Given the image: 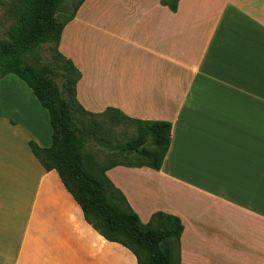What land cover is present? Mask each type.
Instances as JSON below:
<instances>
[{
    "label": "crops",
    "instance_id": "0c3cea01",
    "mask_svg": "<svg viewBox=\"0 0 264 264\" xmlns=\"http://www.w3.org/2000/svg\"><path fill=\"white\" fill-rule=\"evenodd\" d=\"M57 50L79 73L84 111L170 124L158 171L104 176L141 223L179 219L178 264H264V0H179L175 12L84 0ZM46 126L42 115L0 121V264H136L31 155L28 141L49 146Z\"/></svg>",
    "mask_w": 264,
    "mask_h": 264
},
{
    "label": "trees",
    "instance_id": "16d2710c",
    "mask_svg": "<svg viewBox=\"0 0 264 264\" xmlns=\"http://www.w3.org/2000/svg\"><path fill=\"white\" fill-rule=\"evenodd\" d=\"M83 1L19 0L15 7V28L9 40L0 42V78L7 74L16 76L45 110L50 144L40 148L28 141V149L44 171L57 173L84 221L106 241L130 251L136 264H178V240L182 231L179 219L154 212L146 223H141L122 194L104 176V171L115 165L158 171L169 146L170 124L130 119L117 111L118 115L110 113L114 111L112 109L93 115L84 111L74 99L79 73L70 60L58 52L57 46L64 25L73 18ZM178 1L159 0V4L175 12ZM64 5L68 8L66 16L59 18L57 16ZM43 44L50 51L49 66L34 67L22 60L23 55ZM55 69L60 72H54ZM78 113L132 124L135 136L121 145L118 152L142 161L133 164L115 162L100 169L91 164L96 170L92 167V172H88L82 165L81 151L86 143L84 137L92 134L95 126L91 123L84 127Z\"/></svg>",
    "mask_w": 264,
    "mask_h": 264
},
{
    "label": "rangeland",
    "instance_id": "374dc122",
    "mask_svg": "<svg viewBox=\"0 0 264 264\" xmlns=\"http://www.w3.org/2000/svg\"><path fill=\"white\" fill-rule=\"evenodd\" d=\"M68 1L73 2V0ZM18 4L19 0H0V42L10 39L16 25L15 7ZM66 8V5L62 6L57 17L66 16ZM21 58L34 67L49 66L51 63L50 51L46 44ZM54 72L59 73L60 70L55 69ZM55 81L59 85L57 77ZM25 87V84L12 74L0 78V121L10 118L22 122L24 116L40 117L42 115L45 117L46 127H48L45 111L36 102H33L35 105L31 102V99L34 98L30 92L27 96L26 91L29 90H24L27 89ZM78 117L83 121L84 127L91 123L95 126L93 133L84 137L86 143L81 151V162L88 172H92L93 166L91 164H95L96 169H100L115 162L133 164L136 161H142L138 160L136 156L125 155V157L118 152L121 145L135 136V128L132 124L122 121H108L99 116L88 117L80 113H78ZM1 137L0 133V145L2 144ZM93 169L95 168L93 167Z\"/></svg>",
    "mask_w": 264,
    "mask_h": 264
}]
</instances>
